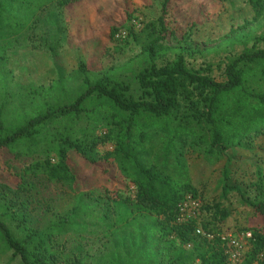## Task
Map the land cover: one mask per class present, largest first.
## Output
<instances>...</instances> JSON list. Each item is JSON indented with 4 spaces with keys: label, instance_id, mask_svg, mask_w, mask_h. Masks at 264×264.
<instances>
[{
    "label": "trees",
    "instance_id": "1",
    "mask_svg": "<svg viewBox=\"0 0 264 264\" xmlns=\"http://www.w3.org/2000/svg\"><path fill=\"white\" fill-rule=\"evenodd\" d=\"M79 1L0 0V37L20 34L37 20L36 12L50 4L65 9ZM153 1L160 2L157 33L154 30L141 51L123 65L94 70L81 61L75 69L79 85H69L71 75L60 76L44 88L47 98L41 109L20 122L7 124L10 97L4 94L0 99V149L8 148L17 158L43 157L22 170L13 168L18 180L14 185L0 181L3 211L23 231L16 234L0 216V238L23 264H87L82 248L62 257L58 239L71 231H86L91 224L83 217L97 207L98 220L107 222L105 231H110L115 245L110 264H231L220 234L209 238L197 233L199 226L210 233L203 221L178 219L184 199L198 198L190 174L192 155L211 163L224 161L223 195L236 192L251 208L246 226L252 232L250 247L237 264H264V170L258 168L248 183L233 180L229 153L251 148L264 136V48L233 57L225 67V80H217L204 68L189 65L198 43L188 33L180 38L168 28L172 0ZM248 2L256 21L264 15V0ZM53 14L48 18H55ZM121 28L116 23L109 26L110 42ZM171 37L177 43L165 44ZM115 45L107 46L104 56L112 54ZM106 143L111 148L99 151ZM76 161L113 176V184L80 189ZM40 172L65 186L75 199L64 213L53 211L52 220L43 226L30 225L37 186L28 176ZM203 208L213 210L220 221L230 215L220 204ZM137 214L152 217V227L145 229L148 238L141 239V230L120 228ZM137 249L143 261L134 257Z\"/></svg>",
    "mask_w": 264,
    "mask_h": 264
},
{
    "label": "rangeland",
    "instance_id": "2",
    "mask_svg": "<svg viewBox=\"0 0 264 264\" xmlns=\"http://www.w3.org/2000/svg\"><path fill=\"white\" fill-rule=\"evenodd\" d=\"M49 13H54L55 18H48ZM130 14L132 17L128 18ZM160 14V2L153 0H80L65 9L53 3L43 11H37V20H33L20 34L8 39L0 37V99L7 94L11 101L6 114L7 124L20 122L40 110L47 98L44 88L60 76L71 75L69 85L78 86L81 79L75 74V69L81 61H87L94 70L126 63L141 51L143 43L148 41L154 30H158ZM253 16L248 0H172L166 23L178 37L188 33L192 42L198 43L196 53L188 57L189 65L204 68L215 79L223 81L226 78L225 67L233 57L253 47L264 48V15L256 21H252ZM113 23L126 31L125 36H115L114 43L108 37L109 26ZM131 32L135 39L129 34ZM164 43L175 45L177 42L171 37ZM113 44L116 45L112 54L104 56L105 48ZM111 146V143L100 145L99 151L103 152ZM229 153L233 180L248 183L256 178L258 168L264 170V136L251 148H237ZM38 158L26 154L17 158L8 148L0 149V181L14 185L18 180L12 169L22 170ZM76 162L80 189L86 190L101 183L113 184V176ZM189 164L191 179L197 188L196 199L201 205L198 220L206 223L208 232L211 235L249 232L246 226L251 208L242 202L236 192L226 197L222 193L224 161L211 163L201 156L192 155L189 156ZM28 177L37 186L30 225L43 226L52 220L53 211L64 213L74 204L72 193L61 184L48 181L42 172L37 177ZM242 187L245 188L246 184ZM130 194L133 195V192ZM249 194L253 196V190L250 189ZM3 203L0 198L1 218L16 234L21 235V225L3 211ZM216 204L230 211L224 221L214 217L213 210L202 209V205L214 207ZM90 212L91 215L83 219L91 226L86 231H71L59 237L61 246L58 253L62 257H71L78 248H82L87 264H110L115 245L109 240L110 231H105L107 222L98 220L100 207L92 208ZM151 218L147 214H137L130 222L121 223L120 228L141 230L140 237L145 239L148 238L145 229L153 224ZM134 257L144 260L138 249ZM0 264H23L1 238ZM141 264L147 263L143 261Z\"/></svg>",
    "mask_w": 264,
    "mask_h": 264
},
{
    "label": "built area",
    "instance_id": "3",
    "mask_svg": "<svg viewBox=\"0 0 264 264\" xmlns=\"http://www.w3.org/2000/svg\"><path fill=\"white\" fill-rule=\"evenodd\" d=\"M126 31L120 30L116 36H125ZM200 202L195 197L188 195L180 204L179 221L185 222L191 219H198L200 214ZM197 233L212 238L211 233L205 232L200 226L197 228ZM222 240L227 244L228 259L231 264L239 263L250 247V238L252 232H245L242 235L224 234L220 235Z\"/></svg>",
    "mask_w": 264,
    "mask_h": 264
}]
</instances>
